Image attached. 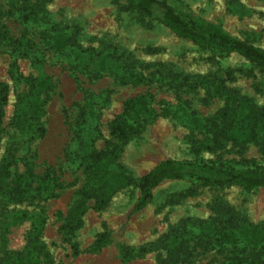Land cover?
I'll return each instance as SVG.
<instances>
[{
    "label": "rangeland",
    "instance_id": "1",
    "mask_svg": "<svg viewBox=\"0 0 264 264\" xmlns=\"http://www.w3.org/2000/svg\"><path fill=\"white\" fill-rule=\"evenodd\" d=\"M9 1L0 0V4L7 8ZM170 1L211 32L264 48V0ZM37 2L30 0L32 7L25 10L14 4L15 15L3 19L9 36L15 38L25 32L32 43L16 51L0 52V81L7 83L10 91L2 127L8 126L21 87L8 73L11 62L15 60L19 72L25 76L36 75L39 70L46 72L55 85L42 118L46 132L25 150L36 153L37 174L50 167L63 187L57 196L46 199L30 197L19 203L4 204L0 197V234L5 212L43 210L46 223L42 240L53 264H158L159 258L165 256L164 250L150 251L124 263L119 258V247L137 248L154 243L178 224L181 229L194 230L191 221L211 217L216 200L234 207L240 217L250 222L264 220V186L247 189L223 182L232 171L264 174V152L254 142L238 146L227 141L217 151L194 153L188 136L205 140L209 134L198 129L193 118L213 117L224 102L209 97L204 84L178 87L168 82L171 73L188 74L195 79L204 75L225 77L230 70L232 74L226 84L264 106L263 69L237 52L185 36L177 26L160 20L158 9L149 16L133 8L129 0H45L44 11L38 13L37 19L24 20L23 13L36 11L33 6ZM55 24L76 32L83 48L94 49L93 57L85 59L77 50L55 51L40 37L41 31H50ZM131 69L140 71L144 81L135 85L119 83L114 75L126 74ZM133 97H140L144 102L142 110L148 109L156 116L140 122L122 146L118 161L127 169L132 182L115 192L101 208L94 207V200L88 199L83 222L68 241L60 226L87 177L85 169L69 167L64 156L73 146L80 110L88 100L95 102L97 113L89 120L102 135L95 141L99 150L104 147V138L110 139V121L122 111L124 101ZM130 121L135 122L132 118ZM11 138L9 131L3 133L0 160ZM163 159L189 164L190 170L183 177L162 180L152 189L148 203L133 211L139 196L138 179ZM182 220L188 223L182 224ZM29 228L30 220L9 226L6 247L23 248ZM101 232L108 234V242L100 250L88 252ZM71 241L78 244L79 254H72ZM3 249L0 238V264H4ZM212 250L195 247L192 253L182 256L184 261L179 264H224L223 254Z\"/></svg>",
    "mask_w": 264,
    "mask_h": 264
},
{
    "label": "trees",
    "instance_id": "2",
    "mask_svg": "<svg viewBox=\"0 0 264 264\" xmlns=\"http://www.w3.org/2000/svg\"><path fill=\"white\" fill-rule=\"evenodd\" d=\"M29 2L30 0H10L7 8H3L0 4V52L16 51L32 43L25 32L15 38L9 36V31L3 24L4 17L15 15V10L12 9L14 4L16 8L25 10L32 7ZM44 2L45 0H39L33 6L36 11H30L33 12L32 15L23 13L21 17L24 20L37 19L38 13L44 11L42 8ZM129 2L133 8L149 16L158 9L160 20L177 26L185 36L205 42L212 47L237 52L247 62L264 70V48L209 31L203 23L178 10L170 0H129ZM50 29V31H41L40 37L44 38L55 51L66 53L69 50H77L85 59L86 56L93 57L94 49L83 48L77 41L76 32L57 24ZM8 73L21 87L16 96L15 110L5 128L2 127V122L10 91L8 84L0 81V142L6 131H9L12 137L0 160V197L4 204L19 203L30 197L45 199L55 197L63 187L58 175L50 167H47L42 174H37L34 170L36 153L30 154L25 150L29 143L42 137L46 132L42 118L45 114L46 101L55 85L51 77L42 70L36 75L21 74L15 60L11 62ZM225 74V77L210 78L209 75H204L192 79L188 74L171 73L168 77V82L178 87L204 84L209 97H216L224 102L213 117L205 120L193 118V124L209 134V137L200 140L190 134L188 141L191 150L194 153L202 150L214 152L224 148L227 141H232L238 146H243L246 142H254L259 145L260 151L264 152V106L257 105L241 94L237 88L228 86L226 81L232 71L228 70ZM114 76L121 84L135 85L145 79L140 71L134 69L126 74L118 73ZM142 107L144 102L140 97L126 99L122 111L109 123L110 139L104 138V147L99 150L96 149L95 141L102 135L96 124L92 126L89 120L96 116L95 102L88 100L81 108L79 122L73 132V146L64 156L69 167L85 169L87 177L84 185L78 190L77 200L60 226L66 240L70 241L73 232L81 226L88 199L94 200V207L101 208L115 192L132 182L127 169L118 159L122 146L136 128L142 122L156 116V113H150L148 109L143 111ZM130 118L135 122L130 121ZM188 165L173 159H163L156 163L138 179L139 196L134 203L133 211L142 209L148 203L152 189L162 180L183 177L190 170ZM225 180L223 182L238 184L247 189L264 186V174L259 172L232 171L227 173ZM212 210L211 217L191 221L195 226L194 230L181 229L178 224L170 227L154 243L137 248L119 247L120 260L125 263L150 251L164 250L165 256L159 258L158 264H179L183 255L192 253L195 247H199L200 250L213 249L212 252L223 254L226 259L224 264H264V220L250 222L246 217H240L234 207L218 200L213 203ZM3 217L0 238L4 247L2 258L4 264H53L42 240L46 223L43 210L31 212L19 209L5 212ZM26 220H30V228L27 231L25 245L18 250L8 249L6 241L9 226ZM184 222L186 220L181 221L182 224ZM195 230L198 232L195 233ZM108 238L106 232L97 234L87 251L100 250L108 242ZM195 240H198L197 243ZM70 249L74 255L80 253L78 244L74 241L70 242Z\"/></svg>",
    "mask_w": 264,
    "mask_h": 264
}]
</instances>
